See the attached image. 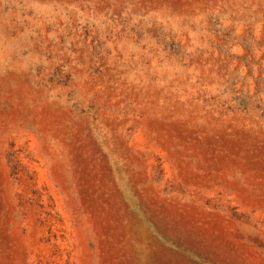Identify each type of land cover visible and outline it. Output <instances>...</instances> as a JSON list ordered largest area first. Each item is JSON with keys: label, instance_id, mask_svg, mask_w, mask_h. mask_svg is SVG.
<instances>
[{"label": "rangeland", "instance_id": "rangeland-1", "mask_svg": "<svg viewBox=\"0 0 264 264\" xmlns=\"http://www.w3.org/2000/svg\"><path fill=\"white\" fill-rule=\"evenodd\" d=\"M0 264H264V0H0Z\"/></svg>", "mask_w": 264, "mask_h": 264}]
</instances>
